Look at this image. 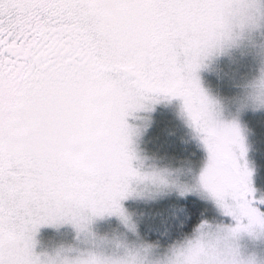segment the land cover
Returning a JSON list of instances; mask_svg holds the SVG:
<instances>
[{
  "label": "snow or ice",
  "instance_id": "1",
  "mask_svg": "<svg viewBox=\"0 0 264 264\" xmlns=\"http://www.w3.org/2000/svg\"><path fill=\"white\" fill-rule=\"evenodd\" d=\"M236 7L237 0H0V264H40L42 225L83 230L93 216L127 219L120 201L136 175L127 118L162 96L182 100L209 153L200 184L236 221L223 226L216 251L182 246L176 264H221L225 255V264H255L229 250L264 218L242 162L244 138L237 123L212 122L198 75Z\"/></svg>",
  "mask_w": 264,
  "mask_h": 264
},
{
  "label": "rangeland",
  "instance_id": "2",
  "mask_svg": "<svg viewBox=\"0 0 264 264\" xmlns=\"http://www.w3.org/2000/svg\"><path fill=\"white\" fill-rule=\"evenodd\" d=\"M262 56H264V18L260 20L258 28L245 31L236 43L223 44L205 58L203 66L198 71L202 87L212 95L224 99V115L226 117L230 118L237 113V105L232 98L241 91L238 85L244 79L251 78L257 73ZM212 84H217L218 90L214 89ZM159 108L167 110L176 118L188 141L197 144L199 155L174 160L168 158L166 154H157L151 150L147 143V134L156 119ZM258 112H264V108L259 110L246 108L239 111L238 124L246 148L242 162H246L252 171L251 181L252 187L255 189L253 195L256 197L254 203L262 209L264 204H261L260 200L264 198V192L257 185L256 166L252 156V137L245 122V116ZM127 119L135 129V134L130 138V147L135 153V159L132 161L133 167L139 168L141 171L169 168L173 171V175H179L180 180L190 186V190L181 192L174 187L158 188L147 182L133 181L130 185V193L120 201L127 219L115 213L93 216L85 230H78L72 223L42 225L35 235V253L41 256L45 253L54 255L57 249L64 247L71 249L68 253L71 256H77L80 252L89 249L103 251L106 255L121 254L123 248L117 246L121 242L132 243L140 239L147 241L143 238L138 227L139 208L143 205L155 204L170 196L180 199L193 196L207 203L211 216L204 218L202 222L207 221L213 226L235 225L236 221L224 213L205 189L197 185L199 173L207 160V150L199 135L188 123L186 116L182 114L180 98L162 96L157 102L151 104L150 108L138 110ZM193 233L194 231L185 238L190 237ZM185 238L170 244L156 243L159 245L156 252L162 254L170 245L181 242ZM238 243L242 256H254L257 264H264V234L253 236L246 232L241 233Z\"/></svg>",
  "mask_w": 264,
  "mask_h": 264
},
{
  "label": "clouds",
  "instance_id": "3",
  "mask_svg": "<svg viewBox=\"0 0 264 264\" xmlns=\"http://www.w3.org/2000/svg\"><path fill=\"white\" fill-rule=\"evenodd\" d=\"M232 17L230 29L221 45L236 43L238 38L243 36L245 31H251L259 27L260 20L264 18V0H237V7L232 10ZM220 46H218L216 50H218ZM238 87L241 91L232 98L233 102L237 105L238 111L230 118L224 115V99L212 95L205 90L211 105V120L216 125H223L232 122L238 124L239 111H243L246 108H251L253 110L264 108V56L261 57L257 73L251 78L244 79ZM148 108H150V105ZM182 114L186 116L188 123L194 128L196 134L200 137L201 134L196 130L194 121L185 109L183 102ZM129 131V140L131 144L130 138L135 134V129L131 127ZM131 152L133 154V159H135V153L132 149ZM208 157L209 153L207 150V159ZM132 161L131 166L135 170L136 175L132 178L131 183L133 181L147 182L148 184L156 185L158 188L174 187L181 192L190 189V186L182 182L179 175H173V171L169 168L141 171L139 168L133 167ZM197 185L202 187L200 184V173L197 179ZM230 203H232L236 210H243L245 207L244 201H230ZM205 222L206 224L203 228H201V224L198 225L190 237L185 238V240L181 242L170 245L162 254L156 252V249L159 247L158 244L140 239L132 243L121 242L118 244V247L123 248L121 254L106 255L103 251L89 249L80 252L77 256H71L68 254L71 251L70 248L65 249L64 247H61L57 249L54 255H49L47 253L43 254V256L39 255L38 260L40 264H176L182 246L191 247L199 245L201 249L207 248L210 251H216L218 249L219 240L227 235L225 227H223L224 225L213 226L211 223L207 221ZM88 223L87 220L83 222V230L87 229ZM252 231L256 233L253 236L264 234V218H261V222L258 223ZM239 237L240 234L231 239L229 250L235 248L240 252V246L238 243ZM240 255L241 258L245 260L248 258L253 259L255 264H257L254 256L244 257L241 252ZM184 258L187 260V255H185ZM220 259L221 264H225L229 257L225 255L220 257Z\"/></svg>",
  "mask_w": 264,
  "mask_h": 264
},
{
  "label": "trees",
  "instance_id": "4",
  "mask_svg": "<svg viewBox=\"0 0 264 264\" xmlns=\"http://www.w3.org/2000/svg\"><path fill=\"white\" fill-rule=\"evenodd\" d=\"M212 86L218 90L217 84ZM245 122L252 137L257 185L264 192V112L245 116ZM147 135L148 145L157 154H166L174 160L199 155L197 144L188 141L176 118L162 108L157 110ZM209 209L207 203L196 197L180 199L170 196L155 204L141 206L137 214L138 227L143 238L149 242L174 243L191 234L204 218L210 217Z\"/></svg>",
  "mask_w": 264,
  "mask_h": 264
}]
</instances>
